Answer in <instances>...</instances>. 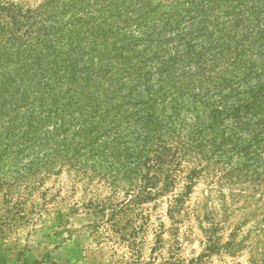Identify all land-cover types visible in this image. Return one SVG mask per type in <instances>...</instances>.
<instances>
[{
  "label": "trees",
  "instance_id": "obj_1",
  "mask_svg": "<svg viewBox=\"0 0 264 264\" xmlns=\"http://www.w3.org/2000/svg\"><path fill=\"white\" fill-rule=\"evenodd\" d=\"M19 158L127 189L264 184V0L0 2V170Z\"/></svg>",
  "mask_w": 264,
  "mask_h": 264
},
{
  "label": "rangeland",
  "instance_id": "obj_2",
  "mask_svg": "<svg viewBox=\"0 0 264 264\" xmlns=\"http://www.w3.org/2000/svg\"><path fill=\"white\" fill-rule=\"evenodd\" d=\"M27 164L0 170V264H264V184L205 169L189 192L185 178L173 189H127L90 169L22 173Z\"/></svg>",
  "mask_w": 264,
  "mask_h": 264
}]
</instances>
